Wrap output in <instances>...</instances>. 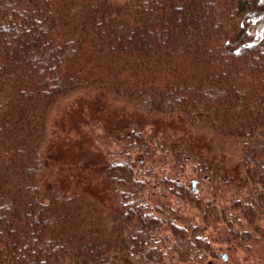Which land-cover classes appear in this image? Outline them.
<instances>
[{"label": "trees", "instance_id": "obj_1", "mask_svg": "<svg viewBox=\"0 0 264 264\" xmlns=\"http://www.w3.org/2000/svg\"><path fill=\"white\" fill-rule=\"evenodd\" d=\"M75 103L124 121L102 138L84 114L66 172L48 122ZM196 130L235 143L239 172L197 155ZM168 156L177 167L158 181ZM186 162L239 186L228 228L260 232L264 0H0V264L191 260L208 249L201 227L179 225L158 194L207 211L179 173Z\"/></svg>", "mask_w": 264, "mask_h": 264}, {"label": "rangeland", "instance_id": "obj_2", "mask_svg": "<svg viewBox=\"0 0 264 264\" xmlns=\"http://www.w3.org/2000/svg\"><path fill=\"white\" fill-rule=\"evenodd\" d=\"M74 110H76V103L70 104L64 110L59 111L57 115H50L48 122L50 137L55 140V144L53 143V145L57 161L62 164L66 172H69V162L72 161V157L78 154L73 152L74 150L72 149L73 145H71V142L80 134H85V128L82 127L84 123V114H89L94 122L98 121L100 123L99 132L102 138L109 135L113 129L114 132L120 130L123 125L122 122L124 121L121 117L118 118L114 111L111 112L112 115L110 118L107 116L103 117V115L98 113L96 107H91L89 104L87 109H84L83 113L81 110L77 112H74ZM81 113L83 116H81ZM170 128H175V124L171 123ZM69 131L71 133L74 131L75 134L71 136ZM196 131L198 133L194 132L191 139L197 146V155L203 156L208 161L210 160L211 164L218 168L220 166L225 168L226 164H231L232 169L238 166V169H236L239 172V163L237 159L238 149L235 143L224 141L221 138L211 137L210 135L205 136L202 131ZM91 147H95V142ZM80 153L85 152L80 151ZM89 154L91 155L90 163L94 160L97 161L96 154L93 155L90 151ZM82 158V164L85 165V162L89 159L83 156ZM234 162L236 164H234ZM155 165L157 167V172L153 171V173L158 178V181H161L168 173L173 176V168L176 169L177 167V165H174V161L170 160L169 156L167 161H161V164L157 163ZM191 165L192 163L190 162L183 163L179 173L189 189H191V183L195 180V185L193 186L194 193L201 200V205L207 211L205 213L201 212L202 210L197 208L194 204L178 199L169 189L163 188L161 185H158V194L160 195L159 201L165 204L166 207L172 208L171 210L178 218L176 222L179 225L186 222L194 226H200L201 228L197 232V235L206 242L208 249L192 257L191 260H180L178 251H170L163 257V262L160 264H264V214L262 215L263 218L261 222H259L261 227L260 232H254L253 230L248 232L246 228L241 229L236 222L231 228H228L224 220L227 215H235L238 213L237 210L231 208V203L236 195L241 192L239 186L235 184L231 186L223 183L218 176L213 173L212 175L211 173H204L201 175L202 177H196L193 175L195 172ZM227 173L231 174L229 171H227ZM63 179H65V177ZM99 187L100 186H97L95 183L89 184L88 190L93 193H98L100 190ZM240 195L242 197V195L245 194L241 193ZM221 207L226 208L224 216L223 213H220ZM204 215L207 220H205ZM102 226L104 230L102 232L106 236L111 235V232L115 229V227L107 221H104ZM160 234L167 238V240L164 241L166 247L171 246L170 243H173V239L171 240L172 235L166 231H162ZM123 239L125 243L126 233L124 232ZM224 256L225 259H223ZM125 259L134 260V257L129 255V257L126 256Z\"/></svg>", "mask_w": 264, "mask_h": 264}, {"label": "water", "instance_id": "obj_3", "mask_svg": "<svg viewBox=\"0 0 264 264\" xmlns=\"http://www.w3.org/2000/svg\"><path fill=\"white\" fill-rule=\"evenodd\" d=\"M194 185H195V181L192 182V186H194ZM223 259H225V256L223 257Z\"/></svg>", "mask_w": 264, "mask_h": 264}]
</instances>
